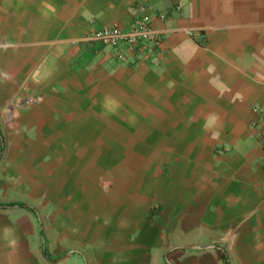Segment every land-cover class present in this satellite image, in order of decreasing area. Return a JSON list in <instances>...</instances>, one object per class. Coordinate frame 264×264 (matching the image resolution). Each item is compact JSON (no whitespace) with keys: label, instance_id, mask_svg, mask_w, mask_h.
Instances as JSON below:
<instances>
[{"label":"crops","instance_id":"obj_1","mask_svg":"<svg viewBox=\"0 0 264 264\" xmlns=\"http://www.w3.org/2000/svg\"><path fill=\"white\" fill-rule=\"evenodd\" d=\"M0 264H264V0H0Z\"/></svg>","mask_w":264,"mask_h":264},{"label":"built area","instance_id":"obj_2","mask_svg":"<svg viewBox=\"0 0 264 264\" xmlns=\"http://www.w3.org/2000/svg\"><path fill=\"white\" fill-rule=\"evenodd\" d=\"M85 40L112 48V56L125 61L129 53H158L162 39L158 31L151 27L149 18L137 14L133 16L129 27L103 26L92 31Z\"/></svg>","mask_w":264,"mask_h":264}]
</instances>
